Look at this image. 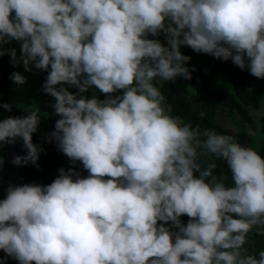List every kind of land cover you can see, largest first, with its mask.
I'll return each mask as SVG.
<instances>
[{"label":"clouds","instance_id":"1","mask_svg":"<svg viewBox=\"0 0 264 264\" xmlns=\"http://www.w3.org/2000/svg\"><path fill=\"white\" fill-rule=\"evenodd\" d=\"M161 34L167 45L149 38ZM181 46L264 79V0H0V57L48 73L60 118L45 139L89 173L9 185L0 251L19 264H264L245 247L264 236V156L172 114L158 85L192 79ZM93 87L106 99L83 95ZM40 118L0 119V150L27 149L14 165L37 164Z\"/></svg>","mask_w":264,"mask_h":264},{"label":"trees","instance_id":"2","mask_svg":"<svg viewBox=\"0 0 264 264\" xmlns=\"http://www.w3.org/2000/svg\"><path fill=\"white\" fill-rule=\"evenodd\" d=\"M5 47L15 49L13 41L5 45ZM19 68L18 65L11 63L10 55H4L0 60V104L7 103L11 105V111L0 108V113H2L0 119L8 117L22 118L29 115L27 111L21 109L10 100L9 87L14 83L10 77ZM219 71L230 74L233 81V94L221 93L210 89L209 84ZM47 75L48 73L42 70V88ZM245 76H252L247 68L242 70L235 64L223 61L222 59H212L208 55L201 65L192 71L191 80L178 78L176 81L164 83L161 86V90L166 96L167 103L172 105V114L180 116L185 123H190L193 127L199 126L201 131L213 129L218 133L231 135L239 143L245 147H249L250 136L247 132L244 130L231 131L218 121V108L222 107L221 109H226L231 114L237 113L242 123L254 128V121L250 117L248 109H259L260 103L254 96V93L248 89L244 79ZM191 86H196V94L190 93L189 88ZM99 93V90L93 87L83 95L91 98L93 95ZM120 94L114 93L113 95ZM99 99L104 100L106 97L103 93H100ZM200 113L204 115L201 116ZM59 118L57 115H52L47 119H40L39 130L33 134V143L40 145L44 151L41 152L37 164L34 165L29 162L17 166L12 163V160L16 156L23 157L27 155V149L24 147L22 139H17L14 144H6L0 150V157L3 158V164L0 165V199L6 197L9 185L38 184L46 186L58 177L60 169L68 170L65 155L59 151L57 144L55 142L48 143L45 139L47 134L55 130V122ZM261 153L264 156V145L262 146ZM216 163L218 165L217 171L227 174L226 162L217 160ZM74 170L83 178H87L89 175L83 166L76 167ZM228 174L229 183H231L230 172ZM188 220L189 217L186 215L181 217V221L185 225ZM166 226H170V222ZM173 230L177 231L176 229ZM245 247L248 250V254L256 255L260 250H264V236H251ZM0 258H3L4 264H19V261L7 256L3 251H0Z\"/></svg>","mask_w":264,"mask_h":264},{"label":"rangeland","instance_id":"3","mask_svg":"<svg viewBox=\"0 0 264 264\" xmlns=\"http://www.w3.org/2000/svg\"><path fill=\"white\" fill-rule=\"evenodd\" d=\"M153 39H159L162 43L167 45V41L165 36L161 34L159 37H149ZM15 45L17 60L19 61L22 56L21 52V43L13 40ZM181 51L184 55L190 56L191 60L188 63V67L190 69H197L202 61L208 56L207 54L197 53L192 50L190 47L181 46ZM2 57H0L1 60ZM213 59V57H211ZM229 63L234 64L231 60L227 61ZM20 68L17 72L21 73L23 76L27 78V82L23 85L12 83L9 87L10 91V100L16 104L21 109L27 111L29 113L30 110H35L41 116L40 119H47L52 115H56L53 112L51 105L54 103V98L50 95L46 94L41 87V73L42 70H36L33 68L31 72L26 71L22 62L16 63ZM247 87L254 93V96L258 99L260 103V108H249V115L254 121V128L250 127L248 124H244L241 122L240 116L237 113H229L226 109L218 108V121L227 127L231 131H240L244 130L250 136V144L249 147H253L257 150L261 155V149L264 145V80L258 79L253 75L251 77H244ZM166 82H160L159 87ZM65 87H69V91L76 92L77 89L72 88L68 85H64ZM209 87L213 91L221 92V93H234L233 89V81L230 74L219 71L213 81L209 84ZM191 94H196V86H191L189 88ZM98 98L100 97V93L96 94ZM66 165L69 168L75 169L76 167L83 166L80 162L73 163L67 156H65Z\"/></svg>","mask_w":264,"mask_h":264}]
</instances>
